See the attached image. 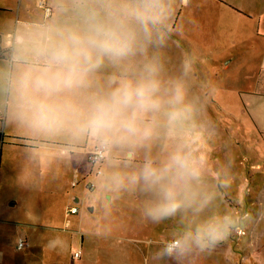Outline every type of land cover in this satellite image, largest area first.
<instances>
[{
  "label": "clouds",
  "instance_id": "1",
  "mask_svg": "<svg viewBox=\"0 0 264 264\" xmlns=\"http://www.w3.org/2000/svg\"><path fill=\"white\" fill-rule=\"evenodd\" d=\"M53 3L57 19L19 31L0 61V110L31 137L59 143L65 159L82 157L74 162L92 166L96 191L113 193L107 203L139 194L143 221L176 220L156 260L192 264L242 232L251 212L223 209L219 199L232 188L233 160L216 162L195 147L220 139L205 119L215 87L200 78L195 52L167 69L176 12L187 0Z\"/></svg>",
  "mask_w": 264,
  "mask_h": 264
},
{
  "label": "crops",
  "instance_id": "2",
  "mask_svg": "<svg viewBox=\"0 0 264 264\" xmlns=\"http://www.w3.org/2000/svg\"><path fill=\"white\" fill-rule=\"evenodd\" d=\"M40 2L51 7L52 18L56 13L53 0H0V61L13 45L14 38L19 32L18 26L23 24L27 28L35 24L31 15L33 17L38 10H41L44 16ZM175 23L178 26V33L169 42L166 50L169 74L176 71L183 52H195L198 56L200 78L211 81L215 87L211 105L227 115H233L229 112L231 102L232 107L240 111L243 117L247 116L255 122L257 132L264 136V0H187L186 4L182 3L177 9ZM6 33H9L11 37L4 44L3 37ZM111 71L112 69L106 67L101 70L100 75L106 76ZM237 115H239L238 112ZM209 123H211L210 120ZM215 123L222 124L218 120ZM4 138L5 142L2 144L1 141ZM7 148H17L22 158L36 154L43 157L52 155L63 157L61 154L63 149L59 143L31 137L24 129L12 122L7 108H4L0 110V184ZM81 159L82 157L75 154L65 159L68 164L74 165L75 169L60 173L53 185L44 182L39 184L37 180V173L43 175L42 162L41 164L33 162L29 166L22 163L16 168L17 173L12 171L15 173L19 187L27 191L29 195H33L29 197V200H23V209L17 211V214L21 216L19 217L49 214L46 217L47 220H61V225L68 230L72 229L73 225L71 216H77L74 218H78L80 223L85 222L86 208L93 214L100 210L101 216L111 214L112 206H119L118 201L114 199L111 203H107L106 195L110 194L109 197H112L113 193L105 191L100 194L95 188L92 191L88 189V184L94 180V172L92 166L85 167L83 164L74 162ZM75 180L78 184L73 186ZM42 194L56 196L47 201H37L38 195ZM19 197L20 195L11 197V206L19 205L21 199ZM31 199L34 201H30ZM0 201L2 202L1 199ZM131 205L139 216L140 205ZM74 207L78 209L76 214L71 213ZM53 211H56L55 216L52 214ZM131 218H134L135 222L136 220L143 222L140 216L136 218L132 215ZM174 223L172 228L170 226L173 224H169L165 229L170 232L176 228L175 220ZM32 226L37 227V225ZM99 226L94 220L91 221L89 231L85 232L80 226L77 228L81 236L80 250L74 252H80V259L85 256L86 235L90 239L88 243L90 253L94 250L100 252V245L96 249L93 248V244L97 243L95 239L100 236ZM40 227L43 228V226ZM125 227L124 237L111 236L117 239L118 243L124 241V247L109 248V252L123 251L128 255L129 264H176L175 261L167 258L163 260L154 258L160 237H167L163 232L158 233V237L153 235L148 239L142 234L141 226L134 227L132 223L131 225L126 223ZM50 229L59 230L56 227ZM2 232L0 231V237ZM17 235L24 242L27 241L26 233L20 231ZM73 253L70 254V258L72 264H75V260L79 259L74 260ZM220 254V249L217 248L210 255L196 258L192 264H199L200 260L204 261V264H209L207 263L209 260H213L215 264H234L237 258L233 252L225 257ZM90 260H93V256ZM82 263L81 261L79 264ZM185 264H188V261H185Z\"/></svg>",
  "mask_w": 264,
  "mask_h": 264
},
{
  "label": "rangeland",
  "instance_id": "3",
  "mask_svg": "<svg viewBox=\"0 0 264 264\" xmlns=\"http://www.w3.org/2000/svg\"><path fill=\"white\" fill-rule=\"evenodd\" d=\"M31 18L35 24H31L27 28L23 24L19 25L18 31H31L38 27V21L45 20L41 10L35 12L33 17L31 15ZM52 19L54 21L57 19V13L53 15ZM10 37L9 33L5 34L4 44ZM229 112L233 115H227L224 111L215 108L214 105H209L205 119L209 115L211 119L213 117L214 121L218 120L222 123L217 125L220 139L209 140L206 144L198 141L195 147L209 152L216 162L223 160L226 154L231 157L233 160L232 188L220 193V205L223 209L243 206L251 212L252 218L246 222L242 232H234L218 248L222 257L230 256L232 252L235 253L237 258L233 262L234 264H264V136L257 132L255 122L247 116L243 117L240 111L232 107L231 102L229 103ZM5 155L6 162L0 184V199L2 200V202L0 201V220H2L0 221V231H3L0 237V264H72L70 254L75 250H80L81 236L77 228L80 226L84 228L85 232L89 231L91 221L94 220L100 225V236L95 239L97 243L93 244V248L96 249L100 245V252L94 250L90 253L88 247L90 239L86 235L85 256L75 260V264H79L81 261L82 264H129L128 255L123 251L120 253L109 252V248L124 247V241L118 243L117 239L111 238L112 235L124 237L126 223L129 225L132 223L134 227L141 226L142 234L150 239L153 235L158 237L160 232L168 235L169 231L165 228L169 224H173L170 226L172 228L175 224L174 220L166 221L160 225L137 220L135 222L131 216L136 218L139 216L131 204L141 205L144 197L129 193H124L115 199L119 206L113 205L111 214L101 216L100 210L93 214L86 208L84 223H80L78 218H74L77 216H71L73 225L72 229L68 230L67 227L61 225V220H47L46 217L49 214L20 218L17 211L23 209V200L27 201L33 195H29L27 191L19 187L15 177L17 167L22 163L29 166L33 162L38 164L42 162L43 175L37 173V180L40 182L39 184L44 182L53 185L60 173L67 172L74 168V165L68 164L60 155L43 157L36 154L32 157L22 158L17 148H7ZM88 166L91 167L90 164ZM6 167L8 168L6 169ZM18 195L21 198L19 205L11 206V197ZM55 196L42 194L38 195L36 199H38L37 201H47ZM109 196L110 194H107L106 199ZM30 201H34V199ZM52 214L55 216L56 211H53ZM127 215L128 217H126ZM175 222L178 227V222L176 220ZM32 225H37V227ZM52 227L59 228V230L50 229ZM20 231L28 236L22 248H19L16 243L17 232ZM77 232L79 233L77 234ZM91 256H93V260H90ZM207 263L215 264L213 260H209ZM199 264H204V261L200 260Z\"/></svg>",
  "mask_w": 264,
  "mask_h": 264
},
{
  "label": "built area",
  "instance_id": "4",
  "mask_svg": "<svg viewBox=\"0 0 264 264\" xmlns=\"http://www.w3.org/2000/svg\"><path fill=\"white\" fill-rule=\"evenodd\" d=\"M40 7L42 8V10H43V12H44V18H45V19H48V18H50V17L52 16V9H51V7L46 6L43 2H40ZM77 184H78V181L75 180V181L73 182V186H76ZM88 189H89L90 191H92V190L94 189V187H93V182H91V183L88 184ZM71 213H72V214H76V213H78V209H77L76 207L72 208V209H71ZM24 243H25V242H24L23 240H21V244L18 245V247H19V248H22V247L24 246ZM80 257H81V254H80L79 251H76V252L73 253V259H74V260H75V259H80Z\"/></svg>",
  "mask_w": 264,
  "mask_h": 264
},
{
  "label": "trees",
  "instance_id": "5",
  "mask_svg": "<svg viewBox=\"0 0 264 264\" xmlns=\"http://www.w3.org/2000/svg\"><path fill=\"white\" fill-rule=\"evenodd\" d=\"M4 142H5V138H4V140L2 139L1 143L4 144Z\"/></svg>",
  "mask_w": 264,
  "mask_h": 264
}]
</instances>
